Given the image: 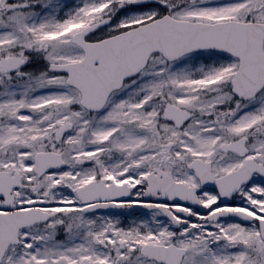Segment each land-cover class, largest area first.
<instances>
[{
  "label": "snow or ice",
  "instance_id": "obj_1",
  "mask_svg": "<svg viewBox=\"0 0 264 264\" xmlns=\"http://www.w3.org/2000/svg\"><path fill=\"white\" fill-rule=\"evenodd\" d=\"M0 264H264V0H0Z\"/></svg>",
  "mask_w": 264,
  "mask_h": 264
}]
</instances>
